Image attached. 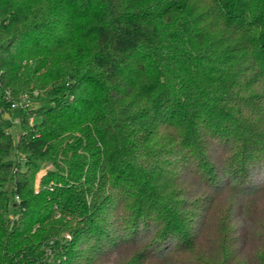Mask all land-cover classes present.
Masks as SVG:
<instances>
[{
	"label": "trees",
	"instance_id": "obj_1",
	"mask_svg": "<svg viewBox=\"0 0 264 264\" xmlns=\"http://www.w3.org/2000/svg\"><path fill=\"white\" fill-rule=\"evenodd\" d=\"M260 170L264 0H0V264H264Z\"/></svg>",
	"mask_w": 264,
	"mask_h": 264
},
{
	"label": "rangeland",
	"instance_id": "obj_2",
	"mask_svg": "<svg viewBox=\"0 0 264 264\" xmlns=\"http://www.w3.org/2000/svg\"><path fill=\"white\" fill-rule=\"evenodd\" d=\"M19 117V108L4 113V127L9 133H11L15 143L19 141L21 136V124ZM49 168H51V166H46L43 169ZM253 181L255 182V185L264 181V171L260 170L256 172L253 176ZM230 183L231 180L226 178L224 185L228 186ZM234 217L239 229V249L244 254L251 253L255 249L256 245L255 235L253 233L256 222L244 212L239 203L236 205ZM118 258L119 254L113 253L110 258H108L106 264H116Z\"/></svg>",
	"mask_w": 264,
	"mask_h": 264
},
{
	"label": "built area",
	"instance_id": "obj_3",
	"mask_svg": "<svg viewBox=\"0 0 264 264\" xmlns=\"http://www.w3.org/2000/svg\"><path fill=\"white\" fill-rule=\"evenodd\" d=\"M24 106H25L24 105V101H22L20 103L11 102L12 109L23 108ZM30 122L33 123L34 122V119L33 118H30ZM49 255H51L50 252H49Z\"/></svg>",
	"mask_w": 264,
	"mask_h": 264
}]
</instances>
